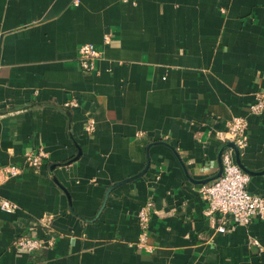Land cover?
Masks as SVG:
<instances>
[{
  "label": "crops",
  "instance_id": "1",
  "mask_svg": "<svg viewBox=\"0 0 264 264\" xmlns=\"http://www.w3.org/2000/svg\"><path fill=\"white\" fill-rule=\"evenodd\" d=\"M84 44L101 53L91 72ZM259 92L264 0H0V166L47 154L0 186L17 205L0 209V264H264V220L217 233L199 193L233 118L241 164L264 171ZM247 190L264 197V174ZM148 201L153 252L134 246ZM46 224L52 248L14 249Z\"/></svg>",
  "mask_w": 264,
  "mask_h": 264
},
{
  "label": "built area",
  "instance_id": "2",
  "mask_svg": "<svg viewBox=\"0 0 264 264\" xmlns=\"http://www.w3.org/2000/svg\"><path fill=\"white\" fill-rule=\"evenodd\" d=\"M134 2V0H126ZM109 41V37H105ZM101 56V53L95 49L92 44H84L79 48L78 61L79 66L86 72L95 70V62ZM77 104L71 102L65 105L75 107ZM264 111V92L256 94L255 102L250 108V113L260 115ZM248 122L245 118L236 117L227 123V130L223 134V142H232L240 151L248 145ZM88 132L95 130L94 122L86 126ZM47 154L43 149L28 152L24 156V165H3L0 166V186L9 179L16 178L23 173L24 167L38 170ZM223 173L222 175L203 186L200 190L201 197L208 203L206 215L209 217L219 214L222 217V223L215 227L217 233H227L236 226H248L254 220H264V197L253 195L248 192L247 185L250 176L244 173L236 160V152L233 148H226L222 154ZM0 209L7 213H13L17 205L8 201H0ZM153 213L152 202H146L138 212L137 222L139 227V236L134 243L135 248L145 252H153V247L149 245V223ZM229 223V225H228ZM45 226V237L20 236L13 242V247L18 253H33L41 249L52 248L56 237L52 234L49 224ZM255 245H259L257 240H253Z\"/></svg>",
  "mask_w": 264,
  "mask_h": 264
},
{
  "label": "water",
  "instance_id": "3",
  "mask_svg": "<svg viewBox=\"0 0 264 264\" xmlns=\"http://www.w3.org/2000/svg\"><path fill=\"white\" fill-rule=\"evenodd\" d=\"M226 148H233V149L235 150V152H236V160H237V164L239 165V167L241 168V170H242L244 173L248 174L249 176H250V175H255V174H261V175L264 174V171L261 172V173H254V172H252V171L246 169V168L241 164V162H240V152H239V150L237 149V147L234 145V143H232V142H227V143H226V144L220 149V151H219V160H220V170H219V173H218L215 177H213V178H211V179H208V180H205V181H200V183H204V184H205V183L211 182V181H213V180L219 178V177L222 175V173H223L222 154H223V151H224Z\"/></svg>",
  "mask_w": 264,
  "mask_h": 264
}]
</instances>
